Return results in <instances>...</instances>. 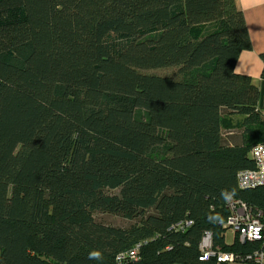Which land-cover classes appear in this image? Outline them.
<instances>
[{
    "label": "trees",
    "instance_id": "1",
    "mask_svg": "<svg viewBox=\"0 0 264 264\" xmlns=\"http://www.w3.org/2000/svg\"><path fill=\"white\" fill-rule=\"evenodd\" d=\"M250 46L234 0H0V264H254L225 242L229 199L264 212Z\"/></svg>",
    "mask_w": 264,
    "mask_h": 264
},
{
    "label": "built area",
    "instance_id": "2",
    "mask_svg": "<svg viewBox=\"0 0 264 264\" xmlns=\"http://www.w3.org/2000/svg\"><path fill=\"white\" fill-rule=\"evenodd\" d=\"M250 152L255 161V167L239 171L238 184L240 187L264 184V142L254 145ZM227 205L230 215L225 225L233 231L240 242L257 243V246L249 251L243 259L250 260L254 264H264V212L258 208H250L245 202L238 199H229ZM190 223V221L180 222L176 226H189ZM138 248L139 244H136L133 248L120 252L116 259L118 261L126 258L133 259L136 257ZM199 248L200 261L215 258L217 263H234L237 257L232 252L222 251L217 245L213 246L209 233L202 238Z\"/></svg>",
    "mask_w": 264,
    "mask_h": 264
},
{
    "label": "crops",
    "instance_id": "3",
    "mask_svg": "<svg viewBox=\"0 0 264 264\" xmlns=\"http://www.w3.org/2000/svg\"><path fill=\"white\" fill-rule=\"evenodd\" d=\"M234 1L242 12L251 45L239 53L234 69L237 73L249 76L258 87L257 108L264 116V78L261 76L263 61L260 58V53L264 51V0ZM231 133L229 129L224 130L226 135Z\"/></svg>",
    "mask_w": 264,
    "mask_h": 264
},
{
    "label": "rangeland",
    "instance_id": "4",
    "mask_svg": "<svg viewBox=\"0 0 264 264\" xmlns=\"http://www.w3.org/2000/svg\"><path fill=\"white\" fill-rule=\"evenodd\" d=\"M176 71V68H161V69H155L151 70V72H155L158 74H169L174 75ZM96 218L104 223H109L113 225H127L130 222L127 220L122 219L121 217L112 215V214H96ZM234 240V233L230 228H227L225 231V242L230 244Z\"/></svg>",
    "mask_w": 264,
    "mask_h": 264
},
{
    "label": "clouds",
    "instance_id": "5",
    "mask_svg": "<svg viewBox=\"0 0 264 264\" xmlns=\"http://www.w3.org/2000/svg\"><path fill=\"white\" fill-rule=\"evenodd\" d=\"M97 254L96 253H92V254H90V258L91 257H94V256H96Z\"/></svg>",
    "mask_w": 264,
    "mask_h": 264
}]
</instances>
